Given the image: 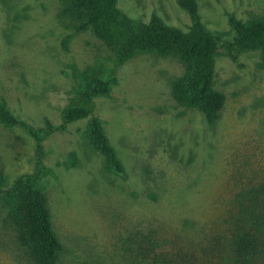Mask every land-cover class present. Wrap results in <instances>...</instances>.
<instances>
[{
	"label": "rangeland",
	"instance_id": "1",
	"mask_svg": "<svg viewBox=\"0 0 264 264\" xmlns=\"http://www.w3.org/2000/svg\"><path fill=\"white\" fill-rule=\"evenodd\" d=\"M200 22L217 38L213 88L225 96L217 122L177 104L170 83L183 73L173 55L137 53L118 63L90 30L61 16L59 0H0V101L35 129L61 123L94 78L108 82L92 99L124 168L118 176L88 138V118L43 141L0 122V264H33L7 220L5 189L41 171L62 246L57 264H132L128 242L156 230L176 247L199 252L224 229L234 196L264 179V68L261 52L232 45L229 17L264 19V0H195ZM129 18L157 15L184 32L190 19L177 0H117Z\"/></svg>",
	"mask_w": 264,
	"mask_h": 264
},
{
	"label": "trees",
	"instance_id": "2",
	"mask_svg": "<svg viewBox=\"0 0 264 264\" xmlns=\"http://www.w3.org/2000/svg\"><path fill=\"white\" fill-rule=\"evenodd\" d=\"M61 16L75 24L77 31L90 30L117 56L119 64L137 53L173 55L183 66L181 76L170 83L174 101L199 111L209 125L217 122L225 96L213 88L217 38L200 22L195 0H177L190 19L187 32L166 25L152 15L148 23L135 21L117 8V0H59ZM233 32L232 45L241 50L261 52L264 68V19L242 23L229 17ZM108 82L94 78L86 83L81 96L85 105L68 107L61 113V123L45 121L35 129L15 115L0 101V122L18 127L36 143L39 157L43 141L55 132L88 118V138L102 154L106 166L118 176L124 168L110 145L100 120L93 115L92 99L106 95ZM41 171L16 179L4 190L7 220L15 231L18 245L33 264H57L62 246L54 234L47 198L36 188ZM4 182L0 181V186ZM127 252L132 264H264V179L247 181L234 196V203L224 221V229L214 235L199 252L176 247L161 239L156 230L136 233L128 242Z\"/></svg>",
	"mask_w": 264,
	"mask_h": 264
}]
</instances>
